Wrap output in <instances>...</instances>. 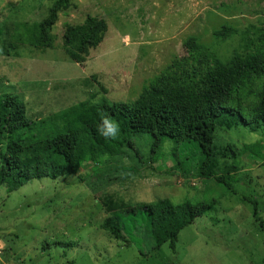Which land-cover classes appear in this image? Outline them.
I'll list each match as a JSON object with an SVG mask.
<instances>
[{"label":"rangeland","instance_id":"obj_1","mask_svg":"<svg viewBox=\"0 0 264 264\" xmlns=\"http://www.w3.org/2000/svg\"><path fill=\"white\" fill-rule=\"evenodd\" d=\"M52 2L0 0V23L38 22ZM87 16L105 20L108 29L78 65L66 58L62 36L67 24H81ZM224 25L236 34L216 40L213 32ZM52 34L51 50L0 56V94L20 96L33 121L85 102L135 101L186 55L189 37L230 57L241 51L243 34H264V0H71ZM52 126L64 134L76 122ZM150 143L149 135H137L123 155L85 162L75 175L31 179L13 192L0 184V264H264V132H215L216 147L262 146L237 159L238 170L226 184L193 177L200 162L194 147L183 151L167 140L151 154ZM160 199L213 203L179 233L174 253L168 245L152 251L144 229L127 246L100 228L127 204Z\"/></svg>","mask_w":264,"mask_h":264},{"label":"trees","instance_id":"obj_2","mask_svg":"<svg viewBox=\"0 0 264 264\" xmlns=\"http://www.w3.org/2000/svg\"><path fill=\"white\" fill-rule=\"evenodd\" d=\"M70 7L71 0H53L38 22L0 23V56H31L53 49L52 29L58 15ZM107 29L105 20L96 16H87L78 25L67 24L62 36L66 58L83 65L89 51L103 42ZM234 34V29L224 25L213 37L226 41ZM183 47L186 55L133 102H85L33 121L26 116L20 96L0 94V184L13 192L31 179L75 175L85 162L95 164L123 155V149L132 148L133 139L143 134L151 139V154L160 151L167 140L183 151L194 147L200 162L193 177L226 184L238 170L237 159L262 149L259 143L242 150L232 145L216 147L214 138L219 129L244 127L264 132V34L257 39L243 34L241 51L224 59L196 37H189ZM102 116L119 124L116 139L106 140L99 134ZM67 122H76V129L63 134L52 126ZM211 204L186 201L175 205L169 199L127 204L105 218L100 228L127 246L144 229L153 241L152 251L168 245L174 253L179 233Z\"/></svg>","mask_w":264,"mask_h":264},{"label":"clouds","instance_id":"obj_3","mask_svg":"<svg viewBox=\"0 0 264 264\" xmlns=\"http://www.w3.org/2000/svg\"><path fill=\"white\" fill-rule=\"evenodd\" d=\"M98 131L106 140H114L119 134V124L108 116H102Z\"/></svg>","mask_w":264,"mask_h":264},{"label":"crops","instance_id":"obj_4","mask_svg":"<svg viewBox=\"0 0 264 264\" xmlns=\"http://www.w3.org/2000/svg\"><path fill=\"white\" fill-rule=\"evenodd\" d=\"M11 264H13V263H11Z\"/></svg>","mask_w":264,"mask_h":264}]
</instances>
